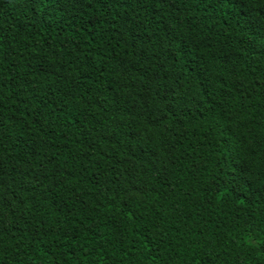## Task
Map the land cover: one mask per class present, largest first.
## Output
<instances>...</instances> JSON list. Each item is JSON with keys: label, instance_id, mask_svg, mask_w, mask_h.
I'll use <instances>...</instances> for the list:
<instances>
[{"label": "trees", "instance_id": "trees-1", "mask_svg": "<svg viewBox=\"0 0 264 264\" xmlns=\"http://www.w3.org/2000/svg\"><path fill=\"white\" fill-rule=\"evenodd\" d=\"M0 264H264V0H0Z\"/></svg>", "mask_w": 264, "mask_h": 264}, {"label": "snow or ice", "instance_id": "snow-or-ice-1", "mask_svg": "<svg viewBox=\"0 0 264 264\" xmlns=\"http://www.w3.org/2000/svg\"><path fill=\"white\" fill-rule=\"evenodd\" d=\"M26 3H31V4H35L37 2H42V0H25Z\"/></svg>", "mask_w": 264, "mask_h": 264}]
</instances>
